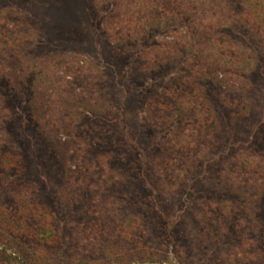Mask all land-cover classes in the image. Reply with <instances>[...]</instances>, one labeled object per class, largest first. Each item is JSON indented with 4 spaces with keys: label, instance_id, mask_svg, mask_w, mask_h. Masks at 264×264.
<instances>
[{
    "label": "rangeland",
    "instance_id": "obj_1",
    "mask_svg": "<svg viewBox=\"0 0 264 264\" xmlns=\"http://www.w3.org/2000/svg\"><path fill=\"white\" fill-rule=\"evenodd\" d=\"M249 13L0 0V264L33 249L52 264H264V28ZM45 219L61 243L38 239Z\"/></svg>",
    "mask_w": 264,
    "mask_h": 264
},
{
    "label": "trees",
    "instance_id": "obj_2",
    "mask_svg": "<svg viewBox=\"0 0 264 264\" xmlns=\"http://www.w3.org/2000/svg\"><path fill=\"white\" fill-rule=\"evenodd\" d=\"M106 1V0H104ZM112 1V0H110ZM121 0H116V2H119ZM168 1V0H164ZM178 1L180 3V1L183 0H171L172 5L177 6L178 5ZM191 5L195 7L196 11H199V7L201 5L207 4L209 2H211L212 0H189ZM239 5L243 4L245 7H248L249 9V14L253 17H255V19L260 23V25L264 28V0H238ZM165 6L164 3H160L156 5V9H159L161 12H165L167 11V9L161 8V6ZM156 19L158 20L157 17H151L150 19H146L144 17H139V19L137 20V22L141 25H143V27L145 29L146 25L152 26L156 24ZM215 18L210 19V21L207 23V25L209 26V29L212 30V23L214 22ZM231 25V21L229 22ZM217 25V24H216ZM209 54H211V52H209ZM215 77H217V70L214 72ZM234 76H236V73L234 74ZM260 187V186H259ZM258 187V188H259ZM264 188V187H263ZM261 189V188H259ZM226 214V211L223 212L222 215H218L216 216V220H218V224H220L223 216ZM21 216L25 217L23 213H20ZM225 217V216H224ZM135 220V218H134ZM39 224L41 225L42 230H38L39 236L38 239H41L43 241H45L46 245H51V244H56V243H61L63 236L62 234L59 232V230H56L54 224H52V220L51 219H45L42 221V223L39 222ZM12 227V231L15 234V230L16 226H11ZM19 230V229H18ZM222 231V230H221ZM225 234V232H224ZM227 235V233L225 234ZM2 244L5 245V243L7 242V237L2 238L1 240ZM237 247H241L242 248V244L239 242H236ZM34 251L31 252V254L27 257L26 259V264H52L53 260L51 258H40V251H38L37 249H33ZM1 252L8 254L5 251L0 250ZM241 255L242 252L240 251ZM10 255V254H8ZM240 255V256H241ZM17 258V257H16ZM18 260V258H17ZM19 264H22V262L20 260H18ZM87 264H96V262H88Z\"/></svg>",
    "mask_w": 264,
    "mask_h": 264
}]
</instances>
